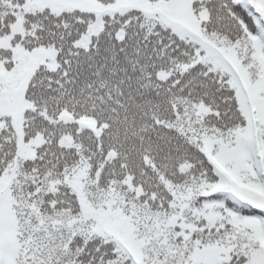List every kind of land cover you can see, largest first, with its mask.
<instances>
[{"label": "snow or ice", "instance_id": "obj_1", "mask_svg": "<svg viewBox=\"0 0 264 264\" xmlns=\"http://www.w3.org/2000/svg\"><path fill=\"white\" fill-rule=\"evenodd\" d=\"M168 2L0 0V65L41 53L54 93L34 75L19 125L0 116V264H264V0H183L186 23L155 11ZM121 57L167 84L152 128L174 135L151 177L105 149L108 117L92 118L96 148L52 131L85 120L69 110L73 64Z\"/></svg>", "mask_w": 264, "mask_h": 264}, {"label": "trees", "instance_id": "obj_2", "mask_svg": "<svg viewBox=\"0 0 264 264\" xmlns=\"http://www.w3.org/2000/svg\"><path fill=\"white\" fill-rule=\"evenodd\" d=\"M184 9L188 11L185 4ZM181 17L185 19L183 15ZM32 54L23 50H15L12 53L14 69L12 71L4 70L9 87L17 86V74L29 63ZM140 62L141 64L150 63L146 58H141ZM40 66L41 64H38L34 67L24 93L26 90L29 93L32 91L29 88V81L32 80L34 75L38 74L36 80L38 96L41 94L44 96L54 95V93L46 90V80L43 85L40 83V79L44 77ZM163 67H168L166 62H164ZM113 69H115V72L112 71ZM72 76L75 82L68 85V87L80 103L77 107L70 105L69 110L75 112L78 116H84V123L80 128H76L73 125L69 129H65L61 126L58 129H52V131L56 133L74 131L79 136L78 142L82 141V146L85 149L89 147L96 148V143L89 139L88 130L95 127L92 123V118L95 116L100 120H104L105 117H108V123L111 124V127L104 132L103 144L105 149L107 150L108 146L111 145L114 150L126 157L129 171L134 173L146 172L151 177L153 171L151 158L155 157V162L160 164L163 156V153L157 152V144L162 143L157 138L160 135H174V133L166 132L163 128L155 130L152 128L154 118L165 115L162 101L168 98V93L165 92L167 84L157 87L156 80L149 81L147 79V73L142 75L139 68L136 72H133L123 57L120 58L119 64L109 62L107 65H104L100 58L91 62L81 58L79 65L73 64ZM187 79L189 77H184V80ZM189 87H192V85H189ZM81 89L84 90L83 95H81ZM157 91L161 93L160 96L157 95ZM187 91L185 89L184 95H187ZM173 92H176V90L173 89ZM89 95H91L92 99L87 100L85 104V100ZM149 101H152V103L149 104ZM157 101L161 102L160 107H156ZM94 106L95 112L93 111ZM113 113H118V116L113 115ZM7 114L10 113L0 112V116L10 118ZM30 115L28 114V131L32 133L36 128L41 127V122L37 121L35 126H33ZM66 119L70 118L66 117ZM23 145V152L20 155L31 156L34 146ZM145 156L149 157L148 161L144 160Z\"/></svg>", "mask_w": 264, "mask_h": 264}, {"label": "rangeland", "instance_id": "obj_3", "mask_svg": "<svg viewBox=\"0 0 264 264\" xmlns=\"http://www.w3.org/2000/svg\"><path fill=\"white\" fill-rule=\"evenodd\" d=\"M170 3L164 5V7L160 8L157 7L155 11L159 12L162 16L179 22V23H186L189 18L190 14L188 11H185L183 0H169ZM162 2V1H161ZM173 9H178V11H173ZM169 10V11H168ZM181 15L185 17L182 19ZM6 46V45H4ZM44 62L43 55L41 53H33L29 63L18 72L19 82L15 87H9L7 85L6 75L4 73V68L0 65V83L3 84L5 87H1L0 89V111H4L5 113H10L13 115L10 116L13 125L18 126L20 123V115H22L21 111L23 110L24 100H22V93L27 79L31 72L33 71L34 67L39 63ZM21 90V91H20ZM8 115V114H7ZM18 115V116H17ZM23 144H17V150L19 153L23 152Z\"/></svg>", "mask_w": 264, "mask_h": 264}]
</instances>
